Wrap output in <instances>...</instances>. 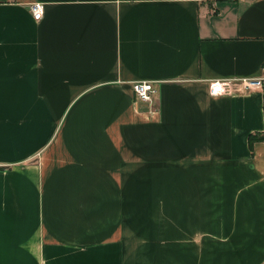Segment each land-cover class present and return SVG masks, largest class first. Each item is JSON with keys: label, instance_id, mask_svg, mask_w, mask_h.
Instances as JSON below:
<instances>
[{"label": "crops", "instance_id": "1", "mask_svg": "<svg viewBox=\"0 0 264 264\" xmlns=\"http://www.w3.org/2000/svg\"><path fill=\"white\" fill-rule=\"evenodd\" d=\"M263 64L264 0H0V264H264Z\"/></svg>", "mask_w": 264, "mask_h": 264}, {"label": "built area", "instance_id": "2", "mask_svg": "<svg viewBox=\"0 0 264 264\" xmlns=\"http://www.w3.org/2000/svg\"><path fill=\"white\" fill-rule=\"evenodd\" d=\"M198 2H216L218 0H197ZM230 2H239L241 0H227ZM33 20L39 21L42 17L43 7L39 3H35L30 7ZM231 82L229 80H214L209 84V95L211 97H220L230 92ZM240 91L243 93L258 92L262 98V114L264 121V64L260 70V77L255 79L238 80ZM132 91L136 101L151 103L153 86L149 81H139L132 84ZM264 135V130H263Z\"/></svg>", "mask_w": 264, "mask_h": 264}, {"label": "trees", "instance_id": "3", "mask_svg": "<svg viewBox=\"0 0 264 264\" xmlns=\"http://www.w3.org/2000/svg\"><path fill=\"white\" fill-rule=\"evenodd\" d=\"M264 141V135L254 134L250 135L248 138V144L251 147L254 143L262 142Z\"/></svg>", "mask_w": 264, "mask_h": 264}]
</instances>
